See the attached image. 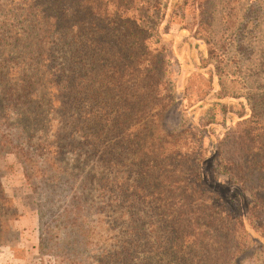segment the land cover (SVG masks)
Instances as JSON below:
<instances>
[{
	"label": "trees",
	"instance_id": "16d2710c",
	"mask_svg": "<svg viewBox=\"0 0 264 264\" xmlns=\"http://www.w3.org/2000/svg\"><path fill=\"white\" fill-rule=\"evenodd\" d=\"M6 2L26 31L12 32L4 49L15 60L0 74V153L23 168L40 198V222L52 214L79 231L82 245L91 218L115 224L113 252L101 251L94 264H242L251 246L264 250V95L247 119L237 114L255 130L214 150L211 172L234 190L226 214L192 171L198 160L154 142L169 107L142 35L148 12L158 18L159 0ZM17 218L0 184V247ZM39 253H52L42 239Z\"/></svg>",
	"mask_w": 264,
	"mask_h": 264
},
{
	"label": "rangeland",
	"instance_id": "374dc122",
	"mask_svg": "<svg viewBox=\"0 0 264 264\" xmlns=\"http://www.w3.org/2000/svg\"><path fill=\"white\" fill-rule=\"evenodd\" d=\"M159 1L158 18L148 12L142 35L147 60L155 59L151 69L158 70L152 77L161 79L158 94L167 97L163 104L169 107L161 128L154 129V142L169 153L179 151L186 159H197L198 167L192 171L198 168L202 184L212 191L213 208L230 214L227 201L234 190L226 176L211 172L212 161L222 139L238 137L241 130H255L246 120L241 125L237 114L247 119L249 105L264 95V0ZM6 4L0 0V74L4 68L8 72L9 61L15 60L4 50L10 49L12 32L26 31L25 24H16L21 21L16 8ZM244 107L247 111H242ZM163 130L174 133L168 138ZM0 184L18 214L17 220L8 224L12 236L0 247V264H94L101 251L113 252V240L119 234L108 221L96 223L91 218L87 222L86 247L79 231L67 229V224L54 220L52 214L40 222V198L32 192L13 154L0 153ZM204 202L207 210L203 216L208 220V192ZM237 230V241L245 248L243 235ZM41 239L50 245L49 256L39 253ZM242 258V264H264V250L251 246Z\"/></svg>",
	"mask_w": 264,
	"mask_h": 264
}]
</instances>
